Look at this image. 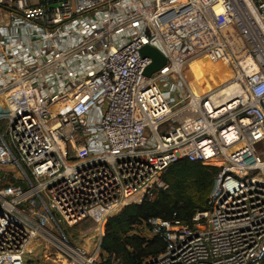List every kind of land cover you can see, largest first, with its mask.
<instances>
[{"label": "built area", "instance_id": "1", "mask_svg": "<svg viewBox=\"0 0 264 264\" xmlns=\"http://www.w3.org/2000/svg\"><path fill=\"white\" fill-rule=\"evenodd\" d=\"M198 59L226 77L195 91ZM180 159L219 169L206 209L136 225L166 243L142 264H264V0H0V264L39 237L102 264L107 219ZM94 214V246L71 244L60 221Z\"/></svg>", "mask_w": 264, "mask_h": 264}, {"label": "trees", "instance_id": "2", "mask_svg": "<svg viewBox=\"0 0 264 264\" xmlns=\"http://www.w3.org/2000/svg\"><path fill=\"white\" fill-rule=\"evenodd\" d=\"M219 169L180 159L164 172L166 188L156 197L127 205L117 215L107 219L102 237V250L107 258L102 264H142L145 259L161 254L164 239L146 240L132 234L136 225L153 217L190 221L198 210L206 209V200Z\"/></svg>", "mask_w": 264, "mask_h": 264}, {"label": "rangeland", "instance_id": "3", "mask_svg": "<svg viewBox=\"0 0 264 264\" xmlns=\"http://www.w3.org/2000/svg\"><path fill=\"white\" fill-rule=\"evenodd\" d=\"M190 62L185 69V76L188 78L189 84L194 89H198V91H201V89H208V87H206V82L208 80L215 79L217 77H219L220 79L226 77V75H224L219 70H215L212 72L207 71L201 59L195 61L191 60ZM214 84H216V82H214ZM60 224L65 229L66 234L70 237L69 239L71 244L78 246L83 245L86 247V249H89L91 245L94 246V243L97 240V231L95 230L96 214H94L93 216H89L80 226L75 228H68L64 226L61 221ZM29 248H32V252L27 253L26 257L30 260L31 263L61 264L60 260L58 259L56 248L45 239L41 237L37 238L30 244ZM59 258H61V256H59ZM63 261L65 264H70L68 262H65L64 259Z\"/></svg>", "mask_w": 264, "mask_h": 264}, {"label": "water", "instance_id": "4", "mask_svg": "<svg viewBox=\"0 0 264 264\" xmlns=\"http://www.w3.org/2000/svg\"><path fill=\"white\" fill-rule=\"evenodd\" d=\"M141 55L143 57H149L152 60V63L144 71L146 76H151L166 63L164 55L153 46H144L141 50Z\"/></svg>", "mask_w": 264, "mask_h": 264}, {"label": "bare ground", "instance_id": "5", "mask_svg": "<svg viewBox=\"0 0 264 264\" xmlns=\"http://www.w3.org/2000/svg\"><path fill=\"white\" fill-rule=\"evenodd\" d=\"M204 63V65H205V67H206V69H207V71H210V72H212V71H215V68L212 66V64H210V63H205V62H203ZM199 67V66H198ZM200 68V67H199ZM201 69V68H200ZM215 79H217V78H215ZM210 87H212V85L210 84ZM195 91H198V89H195ZM28 250H29V252L31 253L32 252V248H28Z\"/></svg>", "mask_w": 264, "mask_h": 264}, {"label": "crops", "instance_id": "6", "mask_svg": "<svg viewBox=\"0 0 264 264\" xmlns=\"http://www.w3.org/2000/svg\"><path fill=\"white\" fill-rule=\"evenodd\" d=\"M187 78V77H186ZM217 79H220L219 77H217ZM187 81H188V78H187ZM188 83H189V81H188ZM190 85V84H189ZM190 87L191 88H193L191 85H190ZM194 89V88H193ZM195 90V89H194Z\"/></svg>", "mask_w": 264, "mask_h": 264}]
</instances>
